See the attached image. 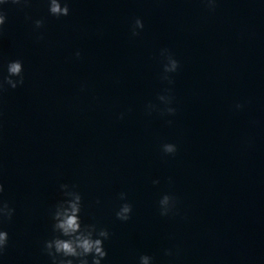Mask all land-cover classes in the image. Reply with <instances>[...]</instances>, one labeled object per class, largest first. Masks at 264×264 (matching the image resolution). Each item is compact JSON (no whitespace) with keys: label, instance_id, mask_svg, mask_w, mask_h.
I'll list each match as a JSON object with an SVG mask.
<instances>
[{"label":"water","instance_id":"1","mask_svg":"<svg viewBox=\"0 0 264 264\" xmlns=\"http://www.w3.org/2000/svg\"><path fill=\"white\" fill-rule=\"evenodd\" d=\"M67 3L59 18L47 0L2 6L0 71L19 59L25 82L0 96V199L15 209L0 264H51L61 184L81 194L82 223L110 233L101 264H264V0ZM165 194L177 204L161 216Z\"/></svg>","mask_w":264,"mask_h":264},{"label":"clouds","instance_id":"2","mask_svg":"<svg viewBox=\"0 0 264 264\" xmlns=\"http://www.w3.org/2000/svg\"><path fill=\"white\" fill-rule=\"evenodd\" d=\"M16 4L28 6L30 0H0V34L3 32V26L6 23L7 16L3 10L4 4ZM48 12L51 16L66 17L70 13L67 0L61 3V0H47ZM210 10H215L217 0H205ZM29 19H31L29 17ZM35 29L44 27L43 19H36L33 21ZM143 21L137 18L132 26V35L138 36V29H143ZM42 35L39 39H42ZM81 53L75 52V57L80 58ZM161 56L165 58L166 62L163 65L162 79L172 83L169 73H174L179 68V61L167 49L161 51ZM24 66L19 59L8 61L6 64V74L0 71V96H2L9 89L15 90L23 86ZM160 101L165 104L172 102L171 96L161 95L158 97ZM154 108V105H149ZM237 108H242L243 105L237 104ZM163 111L170 115L175 114V109L167 107ZM123 118V116H121ZM171 123V121H169ZM162 151L166 155H174L177 152V146L172 143H165L162 146ZM153 183H159L158 180ZM73 188L75 186H72ZM60 189L65 197L59 201L55 210L52 213V233L50 239L43 243V252L50 257L51 264H90L88 257L91 256V264H101L107 257V251L104 248V241L110 236L107 229H98L95 224H83L80 213L82 209V196L79 192L70 190L68 184H61ZM4 192V185L0 183V195ZM122 201H127V194L120 193L119 197ZM159 212L161 216H168L174 214L177 204V198L173 195L165 194L159 200ZM132 205L124 202L119 210L116 212V217L120 221H128L131 218ZM15 209L10 207L7 201L0 199V224L5 221H11ZM9 243V235L5 230L0 229V256H2ZM166 256H171V250L165 251ZM154 258L147 254L139 257V264H153Z\"/></svg>","mask_w":264,"mask_h":264}]
</instances>
